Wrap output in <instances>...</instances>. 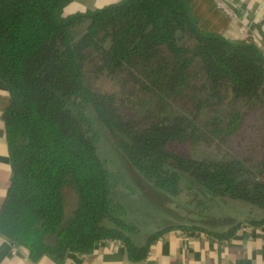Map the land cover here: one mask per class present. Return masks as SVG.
Returning a JSON list of instances; mask_svg holds the SVG:
<instances>
[{"label":"trees","instance_id":"16d2710c","mask_svg":"<svg viewBox=\"0 0 264 264\" xmlns=\"http://www.w3.org/2000/svg\"><path fill=\"white\" fill-rule=\"evenodd\" d=\"M73 0H0L2 115L11 180L0 207V234L29 251L88 255L118 240L133 259L171 230L136 247L117 216L112 177L98 156V131L135 172L165 196L182 187L264 214V54L252 41L203 30L188 0H119L62 16ZM101 77L119 90L105 93ZM153 99L156 111L138 108ZM171 108L172 113H166ZM224 146L220 160L190 159L169 145ZM68 188L74 201H66ZM254 225L264 223L251 222Z\"/></svg>","mask_w":264,"mask_h":264},{"label":"crops","instance_id":"0c3cea01","mask_svg":"<svg viewBox=\"0 0 264 264\" xmlns=\"http://www.w3.org/2000/svg\"><path fill=\"white\" fill-rule=\"evenodd\" d=\"M119 0H73L70 6L81 11H94ZM191 10L203 30L219 34L232 42L252 41L264 54V0H188ZM223 3L233 14L227 17L217 6ZM88 8V9H87ZM86 9V10H85ZM253 37V38H252ZM9 104L5 85L0 80V207L11 180L2 115ZM250 219L240 222L233 235L216 239L205 232L171 230L162 234L147 248L142 259L131 258L118 240H106L94 247L92 253H69L57 262L45 255L33 262L29 251L13 245L0 234V264H264V223L254 225ZM229 230L225 227L220 232ZM147 237L134 242L143 247Z\"/></svg>","mask_w":264,"mask_h":264},{"label":"rangeland","instance_id":"374dc122","mask_svg":"<svg viewBox=\"0 0 264 264\" xmlns=\"http://www.w3.org/2000/svg\"><path fill=\"white\" fill-rule=\"evenodd\" d=\"M66 6L62 16L82 12L80 7ZM88 9V8H87ZM86 10V9H85ZM89 11L91 9H88ZM97 86L102 92L115 93L116 82L101 77ZM137 105L143 111H156L155 101L143 98ZM171 108L166 113H172ZM99 158L105 162L111 174L110 197L118 217L133 227L129 233L134 242H140L152 233L166 227H195L209 232H220L225 227L237 226L240 222L263 219L264 214L249 204L229 199H205L199 193L182 187L181 192L169 198L146 183L130 166L124 156L113 146L101 126H97ZM168 150L190 159L220 160L226 156L224 146L207 144L169 145ZM66 201H74L70 189L65 188Z\"/></svg>","mask_w":264,"mask_h":264},{"label":"built area","instance_id":"2783aa9c","mask_svg":"<svg viewBox=\"0 0 264 264\" xmlns=\"http://www.w3.org/2000/svg\"><path fill=\"white\" fill-rule=\"evenodd\" d=\"M217 6L229 18L234 19V14L221 2H217ZM253 38V37H252Z\"/></svg>","mask_w":264,"mask_h":264}]
</instances>
